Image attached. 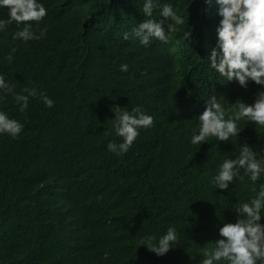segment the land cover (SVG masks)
Masks as SVG:
<instances>
[{
    "label": "trees",
    "instance_id": "1",
    "mask_svg": "<svg viewBox=\"0 0 264 264\" xmlns=\"http://www.w3.org/2000/svg\"><path fill=\"white\" fill-rule=\"evenodd\" d=\"M41 2L47 15L28 23L46 32L26 42L12 38L18 26L0 8V74L14 91L35 87L54 101L46 107L30 97L20 111L11 94L0 92V111L24 125L15 138L0 134V264H199L221 238L219 227L235 222L234 204L254 195L243 171V180L216 190L209 180L217 168L202 145L191 144L193 162L180 158V168L164 158L178 155L197 104L222 86L203 78L213 74L207 54L220 17H201L204 0H157L171 3L184 24L164 45L155 38L143 45L122 38L147 18L139 11L143 0ZM153 17L161 19L159 7ZM179 28L192 31L189 42L176 36ZM112 105H139L154 117L122 155L106 149L121 139L112 130ZM257 137L260 158L264 126ZM170 185L178 210L191 209L194 219L155 199ZM261 216L264 224V210ZM169 226L177 238L166 259L140 252V241L128 237L158 239Z\"/></svg>",
    "mask_w": 264,
    "mask_h": 264
},
{
    "label": "clouds",
    "instance_id": "2",
    "mask_svg": "<svg viewBox=\"0 0 264 264\" xmlns=\"http://www.w3.org/2000/svg\"><path fill=\"white\" fill-rule=\"evenodd\" d=\"M156 7H159L161 19L153 17ZM0 8L7 9V23L14 21L18 26L12 34L13 39L26 42L40 39L45 34L46 27L37 33L33 30L34 26L28 23L35 21L38 24L47 15L41 0H0ZM139 11L147 18L139 21L130 32H124V40L131 36L138 38L140 44L147 45L150 38H155L164 45L176 26L184 24V18L177 15L171 3L158 5L157 0H143ZM214 13L220 17L215 29L216 44L207 54L213 74L205 73L203 78L216 77L222 86L214 95L197 104L195 124L189 129L178 155L164 158L173 168H180V158L193 162L191 144L202 145L206 162L213 160L217 168L209 180L216 190L229 189L234 180H243L241 171L247 175L251 182L249 191L254 195L234 204L235 222L219 227L221 238L214 242L210 251L204 250L199 264H220L221 261L226 264H264V224L260 222L261 211L264 210V180L256 185L264 177V157L258 158L257 155V132L264 126V0H204L201 17L208 20ZM201 17L195 14L197 20ZM22 22L23 26L19 27ZM4 25L5 20L0 19V30ZM189 30L179 28L176 36L183 33V38L189 42L192 37ZM6 58L11 61L12 56L9 54ZM128 67L126 63L119 65L122 72ZM250 86L253 92H250ZM14 87L0 74V92L11 94L20 111L28 107L30 97L39 96L46 107L54 103L42 91L38 93L35 87H24L19 92L14 91ZM111 110L114 113L112 130L121 139L119 142L109 140L106 149L115 155H122L137 138L141 128L153 125L154 117L139 105L130 110L112 105ZM23 127L17 119L0 111V134L7 133L15 138ZM183 134L186 136L184 131ZM170 187L155 199L166 209L177 210L175 215L194 219L191 209L178 210L173 201L174 195L178 196V190L175 193ZM128 237L131 241H140V252L161 260L172 253L168 252L177 233L174 227L169 226L158 239L151 234L140 237L137 233ZM174 249L173 246L172 251Z\"/></svg>",
    "mask_w": 264,
    "mask_h": 264
},
{
    "label": "bare ground",
    "instance_id": "3",
    "mask_svg": "<svg viewBox=\"0 0 264 264\" xmlns=\"http://www.w3.org/2000/svg\"><path fill=\"white\" fill-rule=\"evenodd\" d=\"M14 23V22H13ZM16 163V162H15Z\"/></svg>",
    "mask_w": 264,
    "mask_h": 264
}]
</instances>
